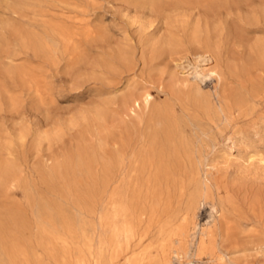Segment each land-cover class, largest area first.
<instances>
[{
  "label": "rangeland",
  "instance_id": "374dc122",
  "mask_svg": "<svg viewBox=\"0 0 264 264\" xmlns=\"http://www.w3.org/2000/svg\"><path fill=\"white\" fill-rule=\"evenodd\" d=\"M262 17L264 0H0V264H264ZM196 30L215 57L207 69L228 78L220 88L183 79L194 77L192 65L160 59L164 44L188 46ZM126 97L139 106L123 114ZM126 128L165 144L161 170L124 167L117 177ZM184 214L196 215L198 232L178 244L169 237ZM166 217L175 225L159 230Z\"/></svg>",
  "mask_w": 264,
  "mask_h": 264
},
{
  "label": "bare ground",
  "instance_id": "6f19581e",
  "mask_svg": "<svg viewBox=\"0 0 264 264\" xmlns=\"http://www.w3.org/2000/svg\"><path fill=\"white\" fill-rule=\"evenodd\" d=\"M249 4V3H248ZM251 4H252V1H251ZM253 4H254V2H253ZM252 4V5H253ZM249 6H250V4L248 5V8H249ZM232 7V6H231ZM240 7V6H239ZM256 7V6H255ZM215 8V7H214ZM242 8V7H241ZM246 8V7H245ZM211 9V8H210ZM238 9V8H237ZM233 10V9H232ZM242 9H240V11H241ZM247 10V9H246ZM245 10V11H246ZM253 10H255V9H253ZM213 11V10H212ZM226 11H228V10H226ZM236 11V10H235ZM249 12H251L250 10H248ZM248 11H247V14H248ZM214 12V11H213ZM213 12H208V15H209V13H213ZM215 12H216V10H215ZM234 12V11H233ZM254 12V11H253ZM253 12H252V15H253ZM227 13V12H226ZM236 13V12H235ZM242 13V12H241ZM256 13V12H255ZM193 14V13H192ZM207 14V13H206ZM205 14V15H206ZM221 14L222 15H224V13H222L221 12ZM229 14H232V11H231V13H229ZM240 14V13H239ZM239 14H237V15H239ZM261 14V13H260ZM187 14L185 13V15H184V17L186 16ZM189 15L191 16V12L189 13ZM198 15V14H197ZM197 15H193L194 16V18L195 17H199V15H201L200 13H199V15L197 16ZM208 15H206V16H208ZM242 15H243V13H242ZM242 15H240L241 17H242ZM245 15L246 14H244L243 15V19H245L244 17H245ZM249 15V14H248ZM183 16V15H182ZM188 16V15H187ZM202 16V15H201ZM201 16L199 17V19L201 18ZM210 16V15H209ZM212 16H214L213 14H212ZM227 16V15H226ZM225 16V17H226ZM251 16V15H250ZM250 16H246V17H250ZM253 16H255V15H253ZM258 16V14L256 13V17ZM261 16H262V14H261ZM205 17V16H204ZM203 17V18H204ZM214 17H218V15L216 14V16H214ZM223 17V16H222ZM229 17V16H228ZM228 17H226L227 19H229ZM260 17V16H259ZM191 18V17H190ZM197 18H195V19H197ZM210 18V20H211V17H209ZM208 18V19H209ZM233 18V17H232ZM255 18V17H254ZM263 18L264 17H262V22H264V20H263ZM188 19V18H187ZM207 19V20H208ZM215 19V18H214ZM227 19H225V20H222V21H227ZM247 19H249V18H247ZM185 20V19H184ZM238 20V19H237ZM259 20V19H258ZM257 20V21H258ZM181 21H183V20H181ZM187 21V20H186ZM189 21V20H188ZM187 21V22H188ZM197 21V20H196ZM200 21V20H199ZM203 21H206V19L205 20H203ZM213 21V20H212ZM218 21H220V20H218ZM221 21V22H222ZM247 21V20H246ZM245 21V22H246ZM252 21H256V20H253V18L251 19V23H254V22H252ZM256 21V23L258 24L259 22H257ZM185 22V21H184ZM190 22V21H189ZM192 23H193V18H192V21H191ZM245 22H244V24H245ZM247 22H249V20L247 21ZM147 23H149V25L151 24L150 22H147ZM146 23V24H147ZM182 24H183V22H181ZM200 23V22H199ZM198 23V24H199ZM224 23V22H223ZM255 23V24H256ZM153 24V23H152ZM152 24L150 25V26H152ZM181 24V26H184V24L182 25ZM185 24H186V22H185ZM210 24H212L211 22H210ZM216 24H217V22H216ZM226 24V23H225ZM243 24V23H242ZM254 24V25H255ZM264 24V23H263ZM156 25V24H155ZM180 25V24H179ZM178 25V26H179ZM187 25V24H186ZM185 25V27H187ZM200 25V24H199ZM212 25H214V24H212ZM211 25V26H212ZM253 25V24H252ZM86 26V25H85ZM149 26V27H150ZM180 26V27H181ZM189 26V25H188ZM191 26H192V24H191ZM197 26V25H196ZM206 26H207V24H206ZM220 26V25H219ZM223 26V25H222ZM225 26V25H224ZM146 27V26H145ZM152 27H154V26H152ZM152 27L150 28V29H152ZM179 27V28H180ZM198 27V26H197ZM196 27V28H197ZM215 27V26H214ZM147 28V27H146ZM145 28V29H146ZM156 28H158V26L156 27ZM174 28H176V27H174ZM179 28H178V30H179ZM212 29H213V27H211ZM218 28V27H217ZM223 28V27H222ZM149 29V28H148ZM212 29L210 30V31H212ZM214 29H216V28H214ZM213 29V30H214ZM225 29H227V27L225 28ZM164 30V29H163ZM177 30V31H178ZM205 30V29H204ZM207 30H208V28H207ZM216 31V30H215ZM220 31H222V30H220ZM219 31V32H220ZM224 31H226V30H224ZM173 32V31H172ZM178 32H180V31H178ZM187 32V31H186ZM213 32V31H212ZM212 32H211V34H212ZM218 32V31H217ZM218 32V33H219ZM154 33V32H153ZM161 33H162V31H161ZM187 33H189V30H188V32ZM215 33V35H216V32H213V34ZM224 33V32H223ZM198 32H197V30L194 32V34H193V36H192V38H191V40H187V42L188 41H191V43L190 42H188V46H186V45H184V43H180V39L177 41V40H170V41H168L166 44H164L163 42H161V43H163L164 45H165V47L161 50V52H160V59L163 61L164 59L165 60H167L168 61V64H174L175 65V67H179V69H184L183 68V64H186L187 66H190V65H192L193 67V74H194V72H195V75H194V77L193 78H190L189 76V78L188 77H186V78H183V79H211V80H213L215 83H216V85H215V83H214V85H215V87L217 86L218 88H220V86H221V84L223 83V79H228L227 78V76H226V74L220 69V68H213V69H211V70H208L207 69V65H208V63H213V61H214V59H215V57H214V55H213V51L209 48V47H211V46H203V45H201L200 43L201 42H199L200 40L198 39ZM209 34V33H208ZM161 35V34H160ZM159 35V36H160ZM176 35V34H175ZM200 35H201V33H200ZM199 35V36H200ZM214 35V36H215ZM220 35V34H219ZM156 36V35H155ZM179 36V35H178ZM222 36H223V34H222ZM226 36V35H225ZM156 37H158V36H156ZM155 37V38H156ZM164 37V36H163ZM180 37V36H179ZM218 37V36H217ZM155 38H153V39H155ZM159 38V37H158ZM160 39H161V37H160ZM164 39V38H163ZM176 39H178V38H176ZM222 39V38H221ZM156 40V39H155ZM162 40V39H161ZM166 40V39H165ZM212 40V39H211ZM210 40V41H211ZM216 41H217V39H215ZM157 41H159V40H157ZM157 41H156V43H157ZM223 41V40H222ZM153 42H155L154 40H153ZM264 42V41H263ZM160 43V44H161ZM209 43V42H208ZM225 43V42H224ZM160 44H158V45H160ZM186 44V43H185ZM220 44V43H219ZM226 44V43H225ZM262 44V43H261ZM221 45L222 44H220V47H221ZM262 45H264V43L262 44ZM262 45H260L261 47H262ZM156 46V45H155ZM226 46V45H225ZM228 47V46H227ZM223 48H224V46H223ZM151 49V48H150ZM214 49V48H213ZM221 49V48H220ZM214 50H216V49H214ZM225 51V50H224ZM217 53V52H216ZM156 57V56H155ZM185 65V66H186ZM198 65H200V66H202L203 68H200ZM206 69H205V68ZM173 71H174V69H172ZM162 71V70H161ZM181 71V70H180ZM8 73V72H7ZM163 73V72H162ZM162 73H160V75H162ZM174 74H175V76H176V79H181V78H179L178 77V74H176V72H173ZM6 74V73H5ZM165 74V73H164ZM160 77V76H159ZM156 78V77H155ZM21 80V79H20ZM192 82V81H191ZM19 83V82H18ZM24 83V82H23ZM25 84V83H24ZM196 88H199V85H198V83L194 80V82L192 83ZM19 87V86H18ZM213 87V86H212ZM191 89V88H190ZM190 89H189V91H190ZM5 91V90H4ZM214 91V90H213ZM212 91V92H213ZM216 91V90H215ZM219 91V90H218ZM2 92H3V90H2V88L0 87V97L2 96L1 94H2ZM191 92V91H190ZM195 92V91H194ZM211 93V92H210ZM215 93V92H214ZM220 93V92H219ZM194 94V93H193ZM193 94H191V95H193ZM225 94V93H224ZM5 95H6V93H5ZM7 95H8V93H7ZM206 95V94H205ZM211 95V94H210ZM213 95V94H212ZM204 97V96H203ZM206 97H208V95L206 96ZM220 97V96H219ZM210 98H211V96H210ZM2 99V98H1ZM152 99V98H151ZM212 99V98H211ZM5 100V102H6V98L4 99ZM8 100V99H7ZM203 100H205V99H203ZM214 100V99H213ZM215 100H216V97H215ZM11 101V100H10ZM143 101H144V99H143ZM146 101V100H145ZM148 101H151V100H148ZM147 101V102H148ZM8 102V101H7ZM6 102V103H7ZM122 102H124V110H123V114H125L126 112H128V111H131V109L130 108H133V107H137V106H139V103H138V101L137 100H135V99H133V98H130V97H126L125 98V100L124 101H122ZM121 102V103H122ZM142 102V101H141ZM208 102V101H207ZM214 102V101H213ZM1 103V102H0ZM115 103V102H114ZM2 104V103H1ZM213 104V103H212ZM212 109V108H211ZM210 109V110H211ZM207 110V109H206ZM152 111V110H151ZM153 112V111H152ZM152 114V113H151ZM151 116V115H150ZM152 116H153V114H152ZM155 116V115H154ZM218 116V115H217ZM218 117H221V116H218ZM223 117V116H222ZM126 118V117H125ZM154 118V117H153ZM227 118V117H226ZM177 120V119H176ZM145 122V121H144ZM122 123V122H121ZM140 123H142L141 121H140ZM163 123H164V121H163ZM167 123V122H166ZM134 124V123H133ZM158 124V123H157ZM144 125H145V123H144ZM168 125V124H167ZM166 125V126H167ZM128 127V126H127ZM158 127V126H157ZM144 128V127H143ZM152 128V127H151ZM127 129V128H126ZM163 129H165V128H163ZM180 132V131H179ZM125 133V132H124ZM181 133V132H180ZM202 133H204L203 131H202ZM201 133V134H202ZM200 134V135H201ZM205 134V133H204ZM203 134V135H204ZM126 135H127V142H126V145H125V147H122V146H120L119 144H117V150H116V155H115V173H116V175H117V177L118 178H120L121 177V175H122V173H123V168L125 167L126 169H124V170H126V172H127V174L129 173V174H133V175H142V174H148L149 172H152L153 170H156V171H159V170H161L162 168H163V166H164V164H165V162H166V158H168V156H170V152L168 151V149H167V147L165 146V144H163V143H159V140L157 139V136H156V134L155 135H152V136H149L147 133H145L144 131H141L140 129H137V128H132V129H127L126 130ZM182 135H183V133H182ZM118 136V135H117ZM178 137H180V136H178ZM206 137V136H205ZM126 138V137H125ZM203 138V137H202ZM205 139V138H204ZM207 139V138H206ZM200 141H202V140H200ZM179 142H181V140L179 141ZM183 142H185V140L183 141ZM206 142V141H205ZM176 143V142H175ZM114 144V143H113ZM188 144V143H187ZM186 144V145H187ZM201 144V143H200ZM206 144V143H205ZM184 145V144H183ZM189 146H191V144H188ZM188 148V147H187ZM194 148V147H193ZM180 149V148H179ZM199 149V148H198ZM197 149V150H198ZM187 150V149H186ZM195 150V149H194ZM115 151V150H114ZM190 151V150H189ZM184 152H185V150H184ZM181 153V152H180ZM199 153L200 152H198V155H199ZM194 154H196L195 152L193 153V155ZM202 154V153H201ZM113 155H114V153H113ZM188 155V154H187ZM195 156V155H194ZM197 156V155H196ZM251 156V155H250ZM171 157V156H170ZM188 157V156H187ZM185 159H187V158H185ZM197 159V158H196ZM168 160V159H167ZM187 161V160H186ZM185 161V162H186ZM187 163V162H186ZM185 163V164H186ZM191 163V162H190ZM199 164H201V163H199ZM192 165V164H191ZM113 166V165H112ZM186 166H188L187 164H186ZM111 168V167H110ZM165 168V167H164ZM196 168V167H195ZM197 168H199V166L197 167ZM201 168V167H200ZM199 168V169H200ZM210 168V167H209ZM188 170V169H187ZM174 171H176V170H174ZM125 172V171H124ZM189 172V171H188ZM207 172V171H206ZM205 172V173H206ZM155 173V172H154ZM153 173V174H154ZM196 173V172H195ZM194 173V174H195ZM197 173H198V170H197ZM207 174V173H206ZM205 175V174H204ZM209 175V174H208ZM128 176V175H127ZM131 176V175H130ZM157 176V175H156ZM197 176V175H196ZM114 177V176H113ZM126 177V176H125ZM161 177V176H160ZM207 177V175L205 176V177H203V178H206ZM128 178V177H127ZM188 179H191L192 180V177L191 178H188ZM203 180H206V179H203ZM203 180H202V182H203ZM118 181V180H117ZM141 181V180H140ZM195 181V180H194ZM211 181V180H210ZM209 181V182H210ZM188 182V181H187ZM201 182V183H202ZM205 182V181H204ZM114 183V182H113ZM197 183H199V182H197ZM200 183V184H201ZM206 183V182H205ZM211 183V182H210ZM196 184V183H195ZM116 185V184H115ZM203 185V184H202ZM211 185H212V183H211ZM210 185V186H211ZM176 186V185H175ZM193 186V185H192ZM192 186H191V188H192ZM103 187V186H102ZM177 187V186H176ZM212 187V186H211ZM104 188V187H103ZM127 188V187H126ZM178 188V187H177ZM202 188V187H201ZM215 188V187H214ZM121 189H122V186H121ZM181 189V188H180ZM185 190H186V188H185ZM198 190L200 191V188H198ZM197 190V187H196V191H198ZM125 191V190H124ZM128 191V190H127ZM127 191H126V193H127ZM187 191V190H186ZM188 191H190V189L188 190ZM217 191V190H216ZM103 192V191H102ZM180 192V191H179ZM136 193V192H135ZM216 193V192H215ZM124 194V193H123ZM129 194V193H128ZM167 194V193H166ZM126 195V194H125ZM187 195V194H186ZM194 195V194H193ZM208 195H209V192H208V186L206 185V184H204V186H203V189H202V193H201V201L202 200H205L207 197H208ZM213 195H214V193H213ZM116 202L115 203H117L116 205H117V209H118V214H117V218H118V220L120 221V220H122L123 219V211H121V208H122V206L121 205H123L122 204V190H120V188H118V191H117V193H116ZM198 196H199V194H198ZM124 197V196H123ZM126 197V196H125ZM192 197V196H191ZM190 197V198H191ZM187 197H185V199H186ZM193 198V197H192ZM113 199V198H112ZM184 199V198H183ZM155 200V199H154ZM186 200H188V199H186ZM135 201V200H134ZM210 201V200H209ZM136 202V201H135ZM151 202H152V200H151ZM158 202V201H157ZM182 202V201H181ZM192 202H193V200H192ZM215 202V201H214ZM139 203V202H138ZM190 203V202H189ZM188 203V204H189ZM225 203V202H224ZM156 204V203H155ZM187 204V205H188ZM197 204V203H196ZM205 204V203H204ZM190 205V204H189ZM214 205H216V204H214ZM219 205H222V204H219ZM155 206V205H154ZM180 206V205H179ZM186 206V205H185ZM203 206V205H202ZM218 206V205H217ZM217 206H215V207H217ZM145 207V206H144ZM155 207H157V206H155ZM172 207H174V206H172ZM178 207V206H177ZM185 208V207H184ZM219 208V207H218ZM222 208H224L223 206H222ZM129 209V208H128ZM154 209V208H153ZM182 209V208H181ZM209 209H210V207H209ZM220 209V208H219ZM115 210V209H114ZM148 210V209H147ZM210 210H212V208L210 209ZM215 209H213L212 211H214ZM152 211V210H151ZM153 211H155V209L153 210ZM171 211H173V210H171ZM186 211H188V210H186ZM221 211V210H220ZM127 213H129V212H127ZM131 213V212H130ZM173 213V212H172ZM186 213V212H185ZM210 213V212H209ZM220 213V212H219ZM219 213H218V215H219ZM154 214V213H153ZM159 214V213H158ZM181 214H183V213H181ZM212 214V213H211ZM221 214V213H220ZM168 215V214H167ZM169 216V215H168ZM209 216V215H208ZM211 216V215H210ZM136 217V216H135ZM158 217V216H157ZM157 217H155V218H157ZM173 217V216H172ZM127 218V217H126ZM167 218V217H166ZM200 218V217H199ZM208 218V217H207ZM179 219V218H178ZM105 220H107V219H105ZM129 220V219H128ZM135 220V219H134ZM133 220V221H134ZM161 220V219H160ZM165 220V219H164ZM163 220V221H164ZM205 220H207V219H205ZM208 220H209V218H208ZM162 221V223H161V225H160V223L158 224L160 227H159V230H162L164 227H167V228H171V227H173L174 225H175V223H176V219L175 218H167L164 222ZM178 221V220H177ZM215 221V220H214ZM132 222V221H131ZM159 222V221H158ZM157 222V223H158ZM179 222V221H178ZM219 222V221H218ZM154 223H156V222H154ZM134 224V223H133ZM198 226V224L196 223V215L195 214H190V215H188V214H184V216L180 219V223H179V226L178 227H176V229H175V231L170 235V237L169 238H175V239H173V241L174 242H176V243H181V242H184L185 240H186V238L189 236L188 234L192 231H194V230H196V228H198L197 227ZM202 226V225H201ZM101 227V226H100ZM136 227H137V225H136ZM154 227H155V225H154ZM154 227H151V228H154ZM200 227V226H199ZM103 229V228H102ZM113 229V228H112ZM125 239H126V245H127V242H128V240H129V238H130V234H131V229H130V225L127 223L126 225H125ZM217 229H219V227L217 228ZM133 230H134V228H133ZM197 231V230H196ZM200 231V236H199V238H198V248L199 249H203L204 247H205V245L207 244L208 245V242L207 241H209V240H211L212 239V234H211V231H210V228L208 227V226H206V227H204V228H202L201 230H199ZM198 232V231H197ZM134 233V232H133ZM215 233V232H214ZM216 233H217V231H216ZM137 234V233H136ZM134 235H135V233H134ZM133 235V236H134ZM195 235H196V233H195ZM115 237H114V239H115V245H116V248H117V250L119 251V252H121L122 253V251H124V248H123V246H122V241H121V236H120V228L118 229V226H117V228H116V230H115V235H114ZM159 236V235H158ZM221 236V235H220ZM139 237V236H138ZM195 237V236H194ZM159 238V237H158ZM165 238V237H164ZM141 239V238H140ZM167 239V238H166ZM216 239V238H215ZM133 240V239H132ZM131 240V241H132ZM138 240V239H137ZM189 240V239H188ZM193 240V239H192ZM195 240H196V238H195ZM165 240H163V242H164ZM172 241V242H173ZM133 242V241H132ZM135 242V241H134ZM161 242V241H160ZM139 243H141V241L139 242ZM138 243V244H139ZM197 243V242H196ZM210 243V242H209ZM216 243V242H215ZM132 244V243H131ZM137 244V245H138ZM163 244H165V242L163 243ZM162 244V245H163ZM166 245V244H165ZM168 246V245H167ZM174 246V245H173ZM197 246V245H196ZM212 246V245H211ZM136 247V246H135ZM134 247V248H135ZM172 247V246H171ZM217 247V246H216ZM163 248V247H162ZM164 248H165V246H164ZM207 248V247H206ZM133 249V248H132ZM205 249V248H204ZM204 249H203V251H204ZM130 250V249H129ZM163 250V249H162ZM166 250V249H165ZM197 250V249H196ZM167 251V250H166ZM166 251H162V253H166ZM170 251V250H169ZM209 251V249L207 250V252ZM216 251H218L217 249H216ZM204 253V252H203ZM210 253V252H209ZM127 254V253H126ZM134 255H135V253H133ZM139 254V253H138ZM213 254H215V253H213ZM124 256V255H123ZM216 256H217V254H216ZM122 257V256H121ZM120 257V258H121ZM138 257H139V255H138ZM137 257V258H138ZM214 257V256H213ZM132 258V257H131ZM124 259H126V258H124ZM139 259H140V257H139ZM138 259V260H139ZM142 260V259H141ZM210 260V259H209ZM212 260V259H211ZM135 263H137L138 264V261H136ZM134 263V264H135ZM141 263V262H140ZM129 264V263H128ZM187 264H191L190 262L189 263H187Z\"/></svg>",
  "mask_w": 264,
  "mask_h": 264
}]
</instances>
